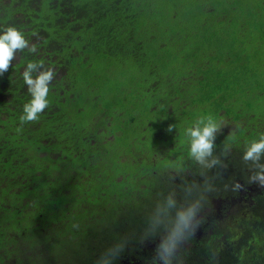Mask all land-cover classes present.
<instances>
[{
	"label": "trees",
	"instance_id": "obj_1",
	"mask_svg": "<svg viewBox=\"0 0 264 264\" xmlns=\"http://www.w3.org/2000/svg\"><path fill=\"white\" fill-rule=\"evenodd\" d=\"M10 26L37 51L17 52L0 76V264H97L117 242L112 264H152L169 213L202 195L205 209L216 193L222 216L232 199L243 214L233 224L202 216L181 264H264V187L248 183L242 159L264 134V0H0V33ZM29 62L56 76L49 107L21 126ZM208 116L224 124L211 170L190 158L185 135ZM169 125L156 148L184 166L177 156L163 165L176 174H143L134 188L123 149L136 148V131Z\"/></svg>",
	"mask_w": 264,
	"mask_h": 264
},
{
	"label": "clouds",
	"instance_id": "obj_2",
	"mask_svg": "<svg viewBox=\"0 0 264 264\" xmlns=\"http://www.w3.org/2000/svg\"><path fill=\"white\" fill-rule=\"evenodd\" d=\"M25 49L30 53L37 51L36 45H30L24 34L15 27H7L0 33V76L8 71L12 61L16 58V53ZM34 73L35 75H33ZM22 75L31 100L23 107V115L20 116L21 126L25 123L37 122L40 114L49 107V100L47 99L50 91L49 86L54 80L56 72L52 68L44 69L42 62H29ZM222 126H224L223 123H218L211 116H208L201 117L194 122L192 127L185 130V135L189 138L190 158L203 169L211 170L221 165L220 158L214 155L216 147L214 142ZM174 127L175 125H169L168 131L171 132ZM262 158H264V134L260 136L259 140L248 144L242 156L245 164L252 166L250 169L252 174L248 178V183L254 182L264 187ZM216 175L219 176V173ZM242 187L239 182H234L231 185V191L238 192ZM204 189L206 193H212L216 190L207 177L204 180ZM206 202L207 195H202L186 206L176 207L175 200L171 197L168 198L169 209L176 207V212L174 217H171L169 213L170 222L165 225V234L160 237V242L155 248L152 264H181V250L203 222L201 213ZM157 235L154 229H146L144 232L146 239ZM123 247L122 243H115L106 249L98 259L97 264H112Z\"/></svg>",
	"mask_w": 264,
	"mask_h": 264
},
{
	"label": "flooded vegetation",
	"instance_id": "obj_3",
	"mask_svg": "<svg viewBox=\"0 0 264 264\" xmlns=\"http://www.w3.org/2000/svg\"><path fill=\"white\" fill-rule=\"evenodd\" d=\"M139 131V138L138 141L136 142L135 146L136 148H125L123 149V153H122V158L121 160L123 161V168L122 171L125 172V174L128 176V180L132 181L134 188L141 186L143 189L145 187V184L142 185V181L146 180L144 178L143 174H148L150 172H153L155 174H157V176L159 178H166L171 176V174L175 173L176 174V166L175 164H173V167L167 168L163 165L158 164L160 161H163L164 164H168L169 160L172 159V162H176V157L178 155L171 153V155L169 156V158L165 159L164 156L166 154H170V153H166L164 152V154H162L159 149L156 148V139H166L170 136L169 131H167L165 128L161 127V128H157L155 132H153L152 136H150L151 133H149L148 135L145 134V130L144 128ZM166 151V150H165ZM215 149H214V155H215ZM220 153V151H219ZM216 156V155H215ZM179 164L183 167L184 164L182 161H184V158L179 155ZM197 166H200L196 163ZM215 168V167H214ZM187 169H183V172L186 173ZM171 174H170V173ZM129 174H132L129 176ZM139 175L138 177H136V175ZM178 174V173H177ZM179 174L181 176H183L184 174L179 172ZM130 178V179H129ZM185 178V176H183V179ZM180 181H182V178H178ZM128 180H126V182H128ZM205 180V178H204ZM141 182L140 185H138L137 183ZM238 182L241 183L240 180H238ZM214 185V184H213ZM202 187V186H201ZM246 194V191L241 188V190H239L236 194V197H238L239 199L243 198L244 195ZM238 200L236 199H232L231 201H229V207L231 205H234ZM210 206L206 207L205 209L202 210V215L203 217H205V219H209L211 217H213L214 215H216L218 218L219 217H223V212L225 209L224 204L226 203V200L221 197L220 193H216L215 196L211 197L210 200ZM228 207V208H229ZM201 230L200 227L196 230L195 234H200Z\"/></svg>",
	"mask_w": 264,
	"mask_h": 264
},
{
	"label": "rangeland",
	"instance_id": "obj_4",
	"mask_svg": "<svg viewBox=\"0 0 264 264\" xmlns=\"http://www.w3.org/2000/svg\"><path fill=\"white\" fill-rule=\"evenodd\" d=\"M97 68H98V73L97 74H99V69L101 68L103 70V66H100V67L98 66ZM122 72H123V74H129L131 72V69L126 68V69H123ZM91 75H93L92 72H91ZM97 82L98 83H103L102 80H98ZM135 137H139V131H136ZM158 164L164 165V162L160 161ZM243 208H244V206L239 205V202H237L236 204L231 205L228 208V210L226 211L225 215L223 217H221V218L225 220L226 224L236 223L237 221L235 220V218H236V216L238 214H243V212H242Z\"/></svg>",
	"mask_w": 264,
	"mask_h": 264
}]
</instances>
